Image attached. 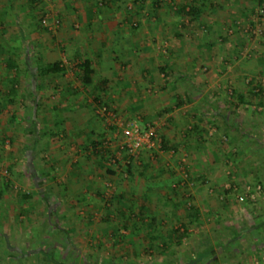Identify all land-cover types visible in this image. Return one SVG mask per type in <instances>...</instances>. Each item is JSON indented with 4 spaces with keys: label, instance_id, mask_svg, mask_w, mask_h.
Instances as JSON below:
<instances>
[{
    "label": "crops",
    "instance_id": "0c3cea01",
    "mask_svg": "<svg viewBox=\"0 0 264 264\" xmlns=\"http://www.w3.org/2000/svg\"><path fill=\"white\" fill-rule=\"evenodd\" d=\"M98 2L101 5V0H0V115L5 114L0 117L7 119V122L17 121V124H22L16 129L8 128L10 141L12 137L20 136L19 147H17L20 154L17 159L7 165L14 167L16 164L14 161L22 163L24 153L22 155L21 153L24 150L32 154L31 165L34 167L30 178L24 177L26 173L24 170L22 172L17 170L16 180L22 181L24 177L23 182H26L27 186H32L30 190L26 188L22 192L12 191L13 180L4 177L0 179L1 206L6 209L7 202L11 205V209L13 208L12 214L17 217L18 223V226L15 225L13 229L14 237L18 239V235L22 233L17 241L36 242L35 246H38L39 242H44L45 246L52 249H66L61 257L55 252L56 257L60 259H65L72 251L83 257L97 258L99 255H108L106 250H112L114 254L120 255L127 261L130 260L133 264L143 260L144 257H148L151 262L165 263L174 257V253L178 262L182 263L186 254H183L179 248L185 245L186 236L181 239L179 245H176L171 234L173 229H181L180 223L188 221L189 217L193 219V216H188L191 211L184 206L182 188L178 186V179L172 175L169 176L167 168L162 164V161L168 164V156L162 157L160 154L158 162L153 160L148 162V159L141 162L134 158V161L130 162L134 169L129 176L123 174L125 177H121L119 171L115 175L108 174L107 169L110 166L107 157L109 156L100 157L89 143L91 140H101L105 137L104 130L100 129L102 119L97 115L94 104H111L123 114L132 116L143 112L147 103L145 100H150L148 93L145 92L148 86L154 85L161 88L159 96L157 95L154 101L155 105L162 106L161 108L169 103H172L173 107L175 105L180 107V93L178 94L180 91L176 92L177 89H184L185 86L193 87L197 95L190 104L193 105V119L197 122L193 125V143L190 144L193 145V150L199 149L198 151L203 149L202 145L207 144L205 148L207 151L211 150L212 156L211 160L203 159L199 155L200 152H196L188 168H193V175L200 182L203 177L210 175L213 182L220 186L226 176L224 173L217 172L219 168L217 156L220 150L217 146L219 145L216 138L209 137L212 140L209 148L208 138L203 132L209 124H215L217 132L231 134L236 146L242 145L236 141L239 135L237 130L240 127L237 128L238 125L235 124L237 117H233V108L238 109V105L250 101L241 90L237 89V84L240 77L250 73L252 69L246 68L239 62L232 65L230 69L229 55L235 56L232 52L228 55L230 61L226 63L224 60L221 63L222 71L231 70L232 74L229 77L234 87L235 98L231 102H225L223 107L226 112L219 114L217 106L223 98L211 99L208 95L211 86L208 80L202 79L194 83L193 78V71L203 63L210 68L215 64L211 55L213 51L208 42L200 44L201 48L195 46L193 52L188 49L182 51L180 44L177 43V48L173 49L176 58L174 63H170H173V66L180 65L177 72L166 62L156 64L154 68V64L149 65L155 49L154 47L150 49L151 34L148 27L151 23L150 16H154L155 13H146L141 16L139 14L140 9L145 7L144 3L146 6L149 5L148 0H143L140 4L141 8L134 10L130 15L126 14V7L123 6L124 8L121 9L119 0H110L108 2L110 7L107 6L106 0L105 5L108 11L97 5ZM240 3H245V0H240ZM193 4L201 8V14L205 0H193ZM163 5L165 8H173L171 12L180 17L176 11L179 6L165 0L153 1L150 8H157L155 10L157 11ZM209 7L215 10L218 7L221 8L222 3L211 0ZM245 7H247L246 3ZM46 9L51 10L50 19L60 18L62 21L61 28L57 27L59 30L56 34L57 28L53 31L48 30L37 21ZM113 9H121V11L112 15L110 11L113 12ZM243 11L246 12L245 9ZM139 21L142 24L140 29L131 27L134 22L136 25L139 24L137 23ZM161 24L163 23L160 22V26ZM79 27H84V31L81 32ZM44 28L46 31L43 30ZM155 34L156 32L153 33L154 37H156ZM212 35L217 36V34ZM11 46L13 49H10ZM84 60L89 61L93 69L92 81L88 86L83 85L80 80L79 63ZM179 60L184 61L183 67ZM54 62L63 64L65 71L62 75L38 74V68L41 65ZM160 68L165 69L167 76L172 72L177 73L173 83H168L170 85L168 88H164L161 83ZM252 68L255 69V67ZM246 71L248 72L244 73ZM253 71L252 74H254ZM59 78L62 81H57ZM178 78L183 80L180 81L181 84L178 83ZM192 80L193 83L190 84L189 81ZM12 85L15 91L13 101L10 103L8 97ZM50 87H52V95L47 92ZM164 89L170 91L165 93ZM248 92L254 94L253 102L259 109L252 115L253 121L250 123V128L253 131L250 134L259 135L264 127V109L262 110L264 97H260L252 90ZM237 95H242L243 101H240ZM164 97H168L167 101L163 100ZM208 99L214 102L211 103ZM203 103L209 106V111L200 109L199 105ZM60 110L62 112L59 113ZM53 112L54 115L56 113L60 115L57 114L56 117L59 121L49 125L46 115H49V120H53V115H50ZM176 114L179 115L172 112V117L169 118L176 119ZM44 115L46 122L40 126V129H46V131L42 133L40 141L44 139L46 146L41 143L38 146L39 152L37 148V153L36 151L32 153L31 144L35 143L33 148L35 150L37 141L31 139L29 143L27 142L33 135V131H28L32 129V126L37 128L38 125L35 126L34 121L43 120ZM6 127L5 123L4 130L7 131ZM1 135L3 133L0 129ZM183 142L181 143L184 144ZM4 150L0 144V151ZM169 158L175 157L170 155ZM130 159L131 157H128L126 160ZM126 160L123 164L119 162L122 168ZM173 161H169L172 163L171 168L176 163ZM177 163L179 164V161ZM107 183L114 192L109 200L104 198ZM53 184L57 185V189L52 193ZM62 190L63 193H61ZM23 193L28 194L29 198L23 199ZM193 199L196 202L193 206L198 209L200 215V205L207 206L210 200L207 201L205 197L195 193ZM207 207L206 211L210 212V208H213L212 203ZM29 211L33 212L30 215L32 220L37 221L35 226L27 225L25 212ZM215 211H218V208ZM139 212L142 213L141 217L138 215ZM53 229L60 231L63 235H55ZM191 231L189 227L187 236L191 235ZM31 232H40V239L35 240ZM115 233L118 234L117 237L114 236ZM108 242L111 243L108 244ZM258 248L260 249V246Z\"/></svg>",
    "mask_w": 264,
    "mask_h": 264
},
{
    "label": "rangeland",
    "instance_id": "374dc122",
    "mask_svg": "<svg viewBox=\"0 0 264 264\" xmlns=\"http://www.w3.org/2000/svg\"><path fill=\"white\" fill-rule=\"evenodd\" d=\"M109 1L110 0H107L108 7H110L108 5ZM153 1L156 0H148L149 5L147 6L146 3H144L145 7L141 8V11L139 12L140 16L143 14L145 15L146 13H155L154 16H150L151 23L148 27L150 31L149 34H151L149 39L151 45L150 49H153V47L155 49L154 54L151 52L153 55H151L152 59L149 61V65L152 66V64H154L153 66L155 68V65L159 63H174V58L176 57L174 56L173 49L177 48V43L180 44L182 51L188 49L193 52L195 51V46L196 48H201L203 43L208 42L213 51L211 52V55H213L215 64L210 68V66L203 63L193 71V78L194 83L195 81L198 82L202 79L208 80L211 84L208 90V95H210L211 99L218 97L219 100H221L223 98V100L219 102L220 105L217 106L219 114L226 112L223 107L225 105L224 103L231 102L232 99L235 98L234 87L230 83L231 78L229 77L232 74L230 73L231 70L229 72H227V69L226 71H222V69H220L221 63L224 62V60L228 63L231 59V64H228L230 69H232V65L239 62L242 65L244 64L246 68L250 70L252 69V71L255 70L253 71L254 74H252V71L250 73H247L248 71L244 72L247 74H244V76L242 75L237 84V89L241 90L242 93L246 95L247 100L248 98L250 100L248 103L238 105V109H236L237 107L233 108V117H237L235 124L238 125L237 128L240 127V129L237 130L239 135L236 141H239L242 145L236 146L234 137L231 134L217 132L215 124H209L206 127V131L203 133L206 135V138H208V140H206L209 148L212 141L209 137L217 139V144L219 145L217 147L220 149L219 155L217 156V165H219L217 172L224 173L226 179L220 186H217L213 182V179L209 177L210 175L203 177L200 182L199 179L193 175V168H188V164H191L190 161L193 159L192 156L195 155L196 152H200L199 155L202 156L203 159L208 158L210 160L212 152H210L211 150H206L205 147H207V144L202 145L203 149L200 148L202 149L200 151H198L199 149L193 150V145L190 144L193 143V125L197 122L193 119V105L190 104L195 100V96L197 95L196 89L189 86H185V88L181 90L177 89L176 92L180 91L178 92V94L180 93V107H177L175 104L173 107V104L169 103L163 105V108H161L162 106L158 107V105H155L154 103L155 99L159 96L161 88L153 85V87L148 86L145 88V92L148 93L147 95L150 100H145V102H147L144 106L145 109L139 114L130 116L123 114L118 108L111 104H94L97 115L102 119L100 129L104 130V139L107 141L104 145L105 148H103V153H105V155H107L106 153L108 152L110 153V158L108 159L109 166L116 165L115 162H121L123 164L124 159L126 160L128 157L135 158L137 161L141 162L147 159L148 162H152V160L158 162L160 161L158 160V157H161L160 154L162 157L168 156V164L163 161L162 164L167 168L169 176L172 175L178 179V186L182 188L181 191L184 198V206L187 207L188 204L196 203L193 199L194 193L205 197V200L207 201L210 200V203L207 204L211 205L212 203L213 208L209 207L211 210L210 212H207L206 209L209 205L204 207L200 205L199 224H194L190 227L192 229L190 232L191 235L186 236L185 245L179 248V250H182L183 254H186L183 262L193 264L192 258L195 256V251L201 250L203 246L208 244H213L214 241L219 238L220 241L226 244V248L229 249L223 251V249L216 246L215 253L219 258L218 264H264V247L261 246L260 249L258 248L260 243H264V227L261 226L260 228H257L255 226L264 221V127L261 129L259 135L250 134L253 131V129L251 130L250 128V123L253 121L252 115L255 111H259V109L253 102L255 101L254 94H249L248 92V90H252L255 94H259L260 97H264V11L262 7L257 5L256 0H245L247 7H245V3H240V0H217L219 3H222V7H218L217 9L214 8L215 10H211L209 7V2L211 0H205L200 18L192 20L189 16L179 17L177 14H173L171 12L173 8H165L164 5L160 10L158 9L155 11L157 8H150V4ZM165 1L176 6L193 4V0ZM119 2L121 9L124 7L127 8L126 5H128V7L131 8V12L134 10L136 11L140 7V4H137L134 1L119 0ZM105 4L106 0H101V5L99 2L97 5L108 11ZM121 9H113L114 11L112 10L113 12L110 11V13L114 15L117 11L120 12ZM243 9H245V13ZM50 12L51 10L46 9V12H44L42 17L37 18L38 23L41 24V19L43 17H49ZM57 19L59 20L58 28L60 29L62 21L60 18ZM160 22L163 23L161 26ZM137 23L139 24H137L138 26L134 29H138L142 25L140 24V21ZM131 27L134 26L132 25ZM58 28H55L56 30L53 29L55 30V34L58 32ZM83 28L84 27H79L78 29L83 32ZM43 30H45V28ZM155 32L156 37L153 35ZM212 34H217V36H213ZM231 52L234 53L235 56L229 55ZM228 55L230 59L228 58ZM178 62H180L183 67L184 61L179 60ZM173 63L170 65L173 66ZM178 67H180V65H175L173 66V69L177 72ZM252 67H255V69ZM259 69L262 70L259 71ZM233 74L235 73L233 72ZM176 75L177 73L175 72L170 73L168 76L160 74L159 77L161 83L164 85L162 86L164 88L170 87L168 83H173V79ZM57 81L62 80L59 78ZM177 81L181 84L182 82L180 81L183 80L178 78ZM75 83L77 85L78 80L75 81ZM189 83H193V80L189 81ZM252 83L254 86L251 85ZM257 84L260 86H256ZM164 90L165 93L170 91L167 89ZM51 91L52 87L47 89L49 95H52ZM167 99L168 97L163 98V100L166 101ZM208 101L211 103L214 102V100L209 99ZM199 107L202 111H209V106L206 103L200 104ZM263 109L264 108H262V110ZM58 112L60 113L62 110ZM172 112L179 114H176V119L169 118L172 117ZM57 114L58 113L54 115V112L53 114L50 113L51 116L53 115L54 121L49 120V115H46L49 125H52L53 122L58 120L56 119ZM167 114L169 116H167ZM2 115L0 116L2 117ZM254 117L256 118V116ZM4 119H0V129L3 133V135L0 136V140H2L0 144H2L5 149L3 152L0 151V179L3 177L12 179L14 187H12V191L15 190L16 192H22V190H26V188H32V186H27V183L23 182L26 177H31L30 174L34 170V167L31 165L32 154H30L29 151L26 152L23 150L21 153V155L24 153L23 162L19 163L14 161L16 163L15 166L11 167V165L8 167L7 164L9 162L12 163L20 154V151L17 150L20 143L18 140L20 136H14L12 137V141H10L8 128L16 129L17 126H22V124H17V121H14L13 123L10 121L7 122V119ZM45 122L46 118L44 115L43 120L37 119L34 121L35 126L37 124L39 128L32 126V129H29L28 131H33V135L27 142L29 143L31 139L37 141L35 150L33 149L35 143L31 144L30 150L32 153H35L41 143L46 146L44 139L43 141H40L42 133L46 131V129H40V126ZM5 123L7 131L4 130ZM219 123H221V121H219ZM132 124L137 125L136 128L139 130L138 134L133 132ZM151 127L155 130L156 139H161L160 148H158L157 145L147 146L145 139L142 136V133H144L147 128ZM172 128L174 130L173 133ZM176 140L180 142H177ZM164 141L166 143L165 149L162 147ZM186 143L187 145H185ZM170 155L175 158H169ZM37 156L40 157L38 154ZM51 159L52 158L50 157V160ZM53 159H55V157H53ZM173 160L176 163L175 166L173 165V168H171L172 163L169 161ZM178 161L179 164L177 163ZM183 162H185V164ZM17 170L18 172H22V170L26 172L24 173V177H26H22V181L16 180V178H18ZM118 171L120 174V170ZM120 176L125 177L123 174H120ZM258 185L260 187L259 191L257 190ZM56 189L57 185L53 184L51 187L52 193L54 192L53 190L56 191ZM61 193H63V190ZM113 193L114 192H112L109 183H107L104 198L107 200L111 199ZM5 204L7 205L6 209L1 206L0 202V264H133L130 260L127 261L120 257V255L117 256L112 250H106L108 255H99L97 258L83 257L79 255V253L75 254L74 251H72L67 257H65V259H60L59 257H56V253L60 254L61 257L65 254L66 249H52L47 245L45 246L44 242H39L40 245L38 244V246H35L36 242L17 241L22 234L20 233V235H18V239L14 237V226H18L16 221L17 217L12 214L13 208L11 209V205L7 202ZM216 208H218V211H215ZM31 213L33 212H25L28 223L27 225L35 226V222L37 223V221L34 222V220H32L30 216ZM40 213L44 214V212L41 211ZM5 214L6 216H4ZM226 225L231 227V231L233 229L241 232L240 237L233 238L230 231L224 230L223 227ZM53 230L55 235H63L60 231ZM32 234L35 240L40 239V232H31V235ZM117 235L118 234L115 233L114 236L117 237ZM110 243L111 242H108V244ZM27 245L29 246L27 247ZM203 263L207 264L206 259ZM134 264L163 263L159 261L151 262L148 257H144L143 260Z\"/></svg>",
    "mask_w": 264,
    "mask_h": 264
},
{
    "label": "trees",
    "instance_id": "16d2710c",
    "mask_svg": "<svg viewBox=\"0 0 264 264\" xmlns=\"http://www.w3.org/2000/svg\"><path fill=\"white\" fill-rule=\"evenodd\" d=\"M136 3L142 4L143 0H136ZM257 5L262 7L263 11H264V0H258ZM141 8V6H140ZM131 8L127 7L126 8V12L127 14H131ZM177 13L182 17H186L189 16L192 20H196L198 19V16H200V12H201V8L196 6V4H189V5H183V6H179L176 8ZM44 18V17H43ZM42 20V19H41ZM134 27H137V25H135V23L133 24ZM10 49H13V47L11 46ZM10 63L13 64V61L10 60ZM79 68L81 71V82L83 85L88 86L91 84V75L93 73V69L91 68V65L89 63V61L84 60L83 62L79 63ZM65 69L63 67V64L60 62H54V63H50V64H45V65H41L38 68V74H42V75H50V74H58V75H62L64 73ZM159 73H162L164 76H167V73L165 71V69L160 68L159 69ZM259 87V86H258ZM14 87L12 85V87L9 89V97H8V102L10 101V103L13 101V95H14ZM238 99L240 101H243V96L242 95H237ZM99 103V102H98ZM13 117V116H12ZM14 119V117L12 118V120ZM11 120V121H12ZM194 128V127H193ZM90 147H92L93 151L96 150L97 154L102 157L103 155H105V153H103V148H105V144L106 141L103 139L101 140H91L90 142ZM165 141L163 144V148L165 149ZM108 152V151H107ZM106 156H109V152L106 153ZM111 156V155H110ZM108 159L110 157H107ZM134 158H131L130 160H126L124 167L122 168L119 164V162H115L116 165H111L108 169H107V173L110 175H115L117 173L118 170H120L121 174H125L127 176L132 174V170L133 165L130 163L131 161L133 162ZM125 160V159H124ZM37 176V175H36ZM22 198L23 199H28L29 195L23 193L22 194ZM187 210H190L191 212H189L188 216H193V219H191L189 217V220L186 222H182L180 223V228H175L172 230V237H174V242L176 245H179L181 242V239L185 236H187L188 233V228L191 227L194 224H199V212L198 209L196 207L193 206V204H188L187 205ZM192 213V215H191ZM138 215L141 217L142 213H138ZM134 216H137L134 214ZM257 228H260L261 226L264 227V221L259 224V225H255ZM224 230L226 231H230L232 233V237L233 238H239L241 235V232L235 231L232 229L231 231V227H229L228 225H226L225 227H223ZM233 243V241H232ZM260 247H264V243H260L259 244ZM216 246L220 249H223V251H226L229 248H226V244L223 243L222 241L219 240V238L217 240L214 241L213 244H208L206 246H203V248L201 250H196L195 251V256L193 259V264H205L203 263V261L206 259L207 264H218L219 263V258L215 253V248ZM236 246V245H235ZM234 247V246H233ZM259 247V246H258ZM177 252V251H176ZM173 258H170L169 260H167L165 263L163 264H189V262H182V263H178L177 258L176 257V253H174Z\"/></svg>",
    "mask_w": 264,
    "mask_h": 264
},
{
    "label": "built area",
    "instance_id": "2783aa9c",
    "mask_svg": "<svg viewBox=\"0 0 264 264\" xmlns=\"http://www.w3.org/2000/svg\"><path fill=\"white\" fill-rule=\"evenodd\" d=\"M41 24L46 29L53 30L59 26V20L57 18L50 19L48 16H45L44 18H42ZM132 125H133V127H132L133 132L135 134H138L139 130H138V128H136L137 125H135V124H132ZM142 136L145 139L147 146L157 145L158 148L161 147V145H160L161 139H159V140L156 139V133L152 127L147 128L146 131L144 133H142ZM259 189H260V187L258 185L257 190L259 191Z\"/></svg>",
    "mask_w": 264,
    "mask_h": 264
}]
</instances>
